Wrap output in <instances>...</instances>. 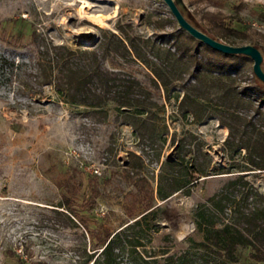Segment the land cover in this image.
<instances>
[{
  "label": "rangeland",
  "instance_id": "rangeland-1",
  "mask_svg": "<svg viewBox=\"0 0 264 264\" xmlns=\"http://www.w3.org/2000/svg\"><path fill=\"white\" fill-rule=\"evenodd\" d=\"M183 1L189 16L204 31L209 25L206 14H238L241 25L229 26L246 28L249 38L234 45L261 42L264 0ZM240 3L244 6L234 10ZM168 19L175 25L164 23ZM180 30L162 0H0V57L12 62L0 70V264L33 260L105 264L99 254L102 248H94L95 241L84 226L62 205L65 188L57 181L65 179L72 167L82 179L74 208L90 229L108 228L111 237L118 234L108 253L111 264H212L196 243L201 236L192 220L194 208L240 173L264 193V168L246 161L245 147L234 146L240 131L229 137L228 127L216 117L203 118V109L196 111L198 119L180 112L184 90L180 86L168 92L156 88L151 72L132 52L113 50L111 36L154 42L161 49L144 48L143 53L155 61L154 55L166 59L164 49L170 46L171 33ZM31 31L38 40L94 49L105 68L139 80L149 108L142 118L154 132L140 138L115 101L105 99L95 107L65 102L51 85H37V48L31 43ZM252 63L245 59L239 66L245 77H250ZM180 70L173 71L179 83L188 80ZM251 103V107L240 106L237 113L264 130V107L257 114L254 108L259 103ZM203 104L220 111L213 95ZM178 142L187 149L185 162L206 166L208 174L189 182L188 191L156 199L147 221L135 224L139 216L130 218L123 209V194L132 185L119 177L110 183L103 179L119 170L127 151L133 150L143 156L142 173L155 186L161 162L174 155ZM92 173L99 177L101 193L92 205H86V178ZM247 252L248 248L241 249L240 258L245 259Z\"/></svg>",
  "mask_w": 264,
  "mask_h": 264
},
{
  "label": "trees",
  "instance_id": "trees-1",
  "mask_svg": "<svg viewBox=\"0 0 264 264\" xmlns=\"http://www.w3.org/2000/svg\"><path fill=\"white\" fill-rule=\"evenodd\" d=\"M243 6L240 3L233 9L239 10ZM206 18L209 25L205 32L217 39L222 38L226 43L234 45L237 41L249 38L246 28L229 26L233 22L241 25L238 14L222 16L208 13ZM164 23L175 25L170 19ZM111 36L115 43L113 50L122 48L129 54L132 52L149 69L150 81L156 88L162 87L168 92L173 87L180 86L184 90L178 104L180 112L189 113L198 119L196 111L203 109V118L216 117L228 127L229 137L240 131L234 146L245 147L246 161L258 168H264V130L252 119H246L237 113L240 106L251 107L253 100L259 103L254 108L255 113H261L260 108L264 107V82L255 76L252 67L250 77H245L239 68L249 57L219 52L180 30L171 33L170 46L173 50L170 46L164 49L166 59L154 55V61L143 53L144 48H149L151 52L159 51L161 48L154 42L150 43L148 39L137 41L128 35L118 37L114 33ZM30 38L37 48V85H51L65 102L95 107L105 99L115 101L118 109L123 108L128 123L139 133L140 138L149 131L154 132L153 127L149 129L146 119L142 118L148 114L149 108L145 99H142L139 80L105 68L94 49H72L52 41L38 40L35 31L30 32ZM111 44L108 43L110 46ZM251 44L262 54L261 67L264 71V34L261 35V42L254 41ZM11 65L12 62L0 57L1 71L5 66ZM177 67H181L180 74L188 80L193 79V82L187 80L179 83V78L173 72ZM211 95L219 102L218 112L203 104ZM174 151L173 156L161 162L155 186L142 173L143 156L133 150L127 151L126 161L119 170L110 172L103 179L102 182L110 183L112 178L119 177L121 181L132 185L133 188L123 194V209L130 218L139 216L134 219L135 224L147 221L154 210L156 199L167 198L178 190L188 191L189 182L208 174L206 166L185 162L187 149L183 143L178 142ZM204 156L207 157V154L204 153ZM206 159L209 161L208 157ZM100 184L96 174L87 176L89 197L84 204L92 205L95 202L101 193ZM57 185L65 188L62 205L84 226L92 241H95L94 248H102L99 254L104 257L103 262L111 264L108 253L116 244L118 234L111 237L112 232L108 228L90 229L84 217L74 208V195L82 185L79 170L72 167L67 177L57 181ZM192 220L201 236L196 242L197 246L208 253L212 264L264 263V193L252 187L243 173L228 178L219 190L199 202L193 210ZM243 248H248L245 259L240 258ZM100 263L98 260L93 261V264ZM29 264L44 262L33 260Z\"/></svg>",
  "mask_w": 264,
  "mask_h": 264
},
{
  "label": "water",
  "instance_id": "water-1",
  "mask_svg": "<svg viewBox=\"0 0 264 264\" xmlns=\"http://www.w3.org/2000/svg\"><path fill=\"white\" fill-rule=\"evenodd\" d=\"M168 7L179 29L185 31L194 39L201 41L214 50L225 54L244 55L252 60V70L255 76L264 82V71L261 64L263 57L261 52L252 44L232 45L223 42L205 32L189 16V10L183 0H162Z\"/></svg>",
  "mask_w": 264,
  "mask_h": 264
}]
</instances>
